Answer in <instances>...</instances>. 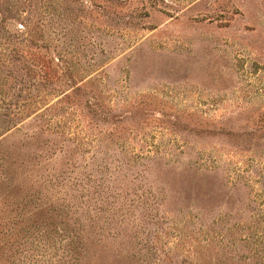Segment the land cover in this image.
Returning <instances> with one entry per match:
<instances>
[{"label":"rangeland","instance_id":"rangeland-1","mask_svg":"<svg viewBox=\"0 0 264 264\" xmlns=\"http://www.w3.org/2000/svg\"><path fill=\"white\" fill-rule=\"evenodd\" d=\"M0 264H264V0H0Z\"/></svg>","mask_w":264,"mask_h":264},{"label":"trees","instance_id":"trees-1","mask_svg":"<svg viewBox=\"0 0 264 264\" xmlns=\"http://www.w3.org/2000/svg\"><path fill=\"white\" fill-rule=\"evenodd\" d=\"M34 243L33 242H30V245H33Z\"/></svg>","mask_w":264,"mask_h":264}]
</instances>
